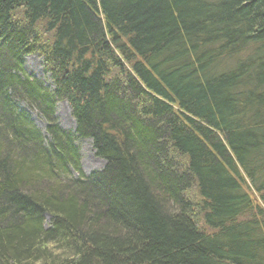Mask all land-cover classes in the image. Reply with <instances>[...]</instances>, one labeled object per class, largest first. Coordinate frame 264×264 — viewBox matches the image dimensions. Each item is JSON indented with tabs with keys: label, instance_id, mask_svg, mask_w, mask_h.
Instances as JSON below:
<instances>
[{
	"label": "trees",
	"instance_id": "16d2710c",
	"mask_svg": "<svg viewBox=\"0 0 264 264\" xmlns=\"http://www.w3.org/2000/svg\"><path fill=\"white\" fill-rule=\"evenodd\" d=\"M37 263L264 264V0H0V264Z\"/></svg>",
	"mask_w": 264,
	"mask_h": 264
},
{
	"label": "rangeland",
	"instance_id": "374dc122",
	"mask_svg": "<svg viewBox=\"0 0 264 264\" xmlns=\"http://www.w3.org/2000/svg\"><path fill=\"white\" fill-rule=\"evenodd\" d=\"M24 67L29 74L43 79L47 86H51L48 76L43 73L41 57L36 54L27 56L25 58ZM31 115L35 124L40 129L44 130L45 122L43 119L38 117L34 111L31 112ZM56 116L62 128L71 132L75 129V122L71 115L70 107L65 100L57 103ZM76 143L79 146L80 164L84 172L90 173L95 170H101L104 167L105 163L101 158L95 155L90 139H78ZM46 218L49 222V218Z\"/></svg>",
	"mask_w": 264,
	"mask_h": 264
}]
</instances>
